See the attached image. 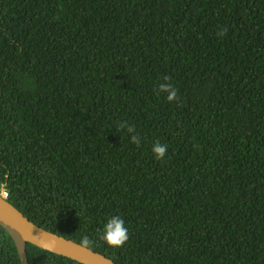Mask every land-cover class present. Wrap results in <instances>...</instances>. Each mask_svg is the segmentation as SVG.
<instances>
[{
    "label": "trees",
    "instance_id": "trees-1",
    "mask_svg": "<svg viewBox=\"0 0 264 264\" xmlns=\"http://www.w3.org/2000/svg\"><path fill=\"white\" fill-rule=\"evenodd\" d=\"M0 185L115 264H264V0H0ZM0 264H21L2 226Z\"/></svg>",
    "mask_w": 264,
    "mask_h": 264
},
{
    "label": "water",
    "instance_id": "water-1",
    "mask_svg": "<svg viewBox=\"0 0 264 264\" xmlns=\"http://www.w3.org/2000/svg\"><path fill=\"white\" fill-rule=\"evenodd\" d=\"M0 226L7 230L13 239L21 264H29L26 243L34 244L82 264H115L106 255L92 248L80 247V243L34 223L1 195Z\"/></svg>",
    "mask_w": 264,
    "mask_h": 264
},
{
    "label": "clouds",
    "instance_id": "clouds-1",
    "mask_svg": "<svg viewBox=\"0 0 264 264\" xmlns=\"http://www.w3.org/2000/svg\"><path fill=\"white\" fill-rule=\"evenodd\" d=\"M228 31L227 27L225 26L216 34L219 37H223L226 32ZM171 77H164L165 81L170 80ZM158 95L160 93H167V100L169 102L177 101V89L173 87L170 83H160L158 85ZM126 130L128 133L131 134L130 141L131 143L139 145L141 142V137L136 132L135 126L129 124L127 121L120 122L117 128V131H124ZM168 151V147L165 144L160 142H156L152 146V152L154 153V157L158 161H163L164 157ZM2 187V185H0ZM99 239L104 241L109 247L112 248H120L122 247L129 239L128 229L125 226V221L122 217L113 215L111 216L107 222L104 224L103 228L101 229V234L99 235ZM93 245V240L89 238L88 235H83L80 241V247L83 248H91Z\"/></svg>",
    "mask_w": 264,
    "mask_h": 264
},
{
    "label": "built area",
    "instance_id": "built-area-1",
    "mask_svg": "<svg viewBox=\"0 0 264 264\" xmlns=\"http://www.w3.org/2000/svg\"><path fill=\"white\" fill-rule=\"evenodd\" d=\"M0 195H1L3 198L7 199L8 191L6 190V188H5L4 186H2V187L0 188Z\"/></svg>",
    "mask_w": 264,
    "mask_h": 264
}]
</instances>
